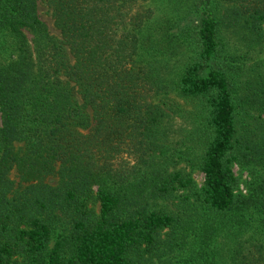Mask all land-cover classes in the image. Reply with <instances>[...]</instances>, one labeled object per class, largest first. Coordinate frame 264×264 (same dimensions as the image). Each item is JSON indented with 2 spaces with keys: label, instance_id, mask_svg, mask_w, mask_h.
<instances>
[{
  "label": "trees",
  "instance_id": "16d2710c",
  "mask_svg": "<svg viewBox=\"0 0 264 264\" xmlns=\"http://www.w3.org/2000/svg\"><path fill=\"white\" fill-rule=\"evenodd\" d=\"M45 2L0 0V264H264V0Z\"/></svg>",
  "mask_w": 264,
  "mask_h": 264
},
{
  "label": "rangeland",
  "instance_id": "374dc122",
  "mask_svg": "<svg viewBox=\"0 0 264 264\" xmlns=\"http://www.w3.org/2000/svg\"><path fill=\"white\" fill-rule=\"evenodd\" d=\"M37 2V10L39 13L40 18L45 22L47 28L49 29V31L53 34L59 35V30L58 28L54 25L53 22V18L52 15L50 13V9L49 7L46 5L45 0H36ZM162 2V3H161ZM154 4V3H152ZM155 8H156V14H159L161 12H171V9L174 7L169 1H162L160 0V3H155L154 4ZM170 10V11H168ZM173 14H175L174 12H172ZM184 18V19H183ZM181 18V20L183 19L184 22H187L190 19H193L192 15H188ZM262 27L264 29V21L262 23ZM225 33H227V31H225ZM227 36H229V34H227ZM233 39V36L227 37V42L231 43V40ZM234 42V41H233ZM229 43V44H230ZM241 43V42H240ZM237 44V43H236ZM238 47L235 48V46H231L230 45V49L231 50H236L234 52H236L237 54L242 53L243 56H245V52L247 50L246 47H244L241 44H237ZM247 56V57H246ZM245 58L243 59V62L241 61L240 64L243 65L244 68V72L246 73V68H248L252 63L254 62H262L264 63V47L262 48V50H254V51H250L248 52V55H246ZM246 75L243 73L240 77H239V88L238 91L241 90L242 88V80L244 79ZM174 100H176L179 104L182 105V107L185 105V107H188L186 104L183 103L182 99H179L178 97H176ZM262 121L264 122V115L262 116ZM169 124V137L172 140V142H175L176 139H179L181 137V133L178 130L179 129H189L191 127V125L193 124L192 121H187V122H183V119L181 118V116L177 113L173 115V119L171 120ZM174 168H181L183 171H189L190 168L189 166L186 164V161L184 160H179L178 162H176L173 166ZM234 172L235 174H239L241 179H244V177H246V171H239L237 166H234ZM191 175L193 176V178L195 179V182L197 185L201 184L203 182V173L200 170H197L196 168L190 171ZM10 177L14 180V186H17L18 183H23V181L20 179L18 173L16 172V170H12L10 172ZM58 177L57 176H47L45 178L46 182H50V183H54L55 181H57ZM242 183V182H241ZM243 185V183L241 184ZM182 193H178L176 192V194H174L175 196L172 198H165V199H158L159 204H164L167 207H175V205H173L174 203H176V201L178 200L179 196ZM95 209H98V202L93 203Z\"/></svg>",
  "mask_w": 264,
  "mask_h": 264
}]
</instances>
